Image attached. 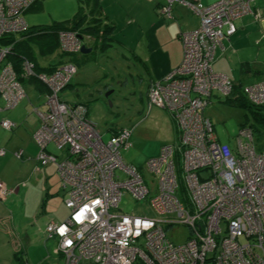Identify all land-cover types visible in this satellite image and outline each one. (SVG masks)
Wrapping results in <instances>:
<instances>
[{
  "label": "built area",
  "instance_id": "1",
  "mask_svg": "<svg viewBox=\"0 0 264 264\" xmlns=\"http://www.w3.org/2000/svg\"><path fill=\"white\" fill-rule=\"evenodd\" d=\"M36 1L0 0V39L29 30L23 15ZM255 1L203 5L165 0L159 7V14L170 18L173 6L182 4L197 15L199 24L179 34V66L148 87L149 107L166 110L178 134L176 143L162 145L158 155L147 160L152 176L148 183L137 167L122 159L121 151L131 146L132 127L112 130L103 140L87 118L86 106L59 97L76 74L73 62L42 72L23 59L19 78L7 61L12 44L0 45L4 107L12 108L27 97L23 81L40 83L46 109L33 108L39 121L33 133L37 158L42 164L56 162L46 149L50 143L67 153L57 162V172L69 214L44 228L47 237L56 238L54 252L60 264H264V149L257 151L249 128L239 130L234 149L221 143L204 114L213 91L227 96L232 88L225 74L212 69L215 49L236 32L237 19L260 17L252 8ZM56 36L66 56L80 53L83 40L77 31L58 30ZM243 89L252 104L264 105V80ZM1 125L8 130L15 126L8 119ZM20 155L21 151L15 153ZM124 190L136 201L154 193L149 207L155 216L116 211ZM8 193L0 183V200ZM177 224L189 228L181 244L166 237V228Z\"/></svg>",
  "mask_w": 264,
  "mask_h": 264
},
{
  "label": "crops",
  "instance_id": "2",
  "mask_svg": "<svg viewBox=\"0 0 264 264\" xmlns=\"http://www.w3.org/2000/svg\"><path fill=\"white\" fill-rule=\"evenodd\" d=\"M195 1L209 5L219 0ZM164 2L165 0H92L89 3V16L85 18L84 23L97 26L100 36L95 40L88 32L82 34V38L88 42L83 45L91 50L73 55L71 58H74L75 65L80 60L85 65L89 64V54L93 51V46L96 45L95 49L101 51L99 45L103 44L100 38L104 36L103 32L106 31L107 41L110 43L114 35L113 29L121 21H127L131 23L128 27L132 25L138 33L133 45L123 46L143 68L148 91L152 81L161 80L164 75L179 66L183 55L180 32L195 29L199 24L197 15L182 4L173 6L170 18L162 17L158 9ZM252 8L260 17L254 19L247 15L237 19L236 32L223 40L214 52L212 69L225 74L232 82L244 72V63L252 71L253 65L257 63L255 59H259L260 54L264 52V0L255 1ZM69 59L68 56L57 55L54 59H46L42 65L53 61L58 66ZM23 87L27 97L12 108H5L4 101L0 98V151L4 150V154H0V183L9 191L8 195L0 200V229L6 232L0 231V264H21L22 260L27 264H57L55 261L58 259L55 260L52 256H55L56 238L43 235V231L48 223L62 222L69 214L64 205L66 192L57 172V162L66 158L67 153L63 147L59 148L50 143L46 149L56 158V162L42 164L38 160V147L33 133L39 121L33 108L44 110L46 105L42 106L39 101H35L36 106L30 107L32 99L28 98L27 88L33 90L32 93L37 99L43 97L44 88L31 82L23 83ZM2 119L10 120L15 126L11 130L4 128L1 125ZM170 119L174 125L171 116ZM230 147L233 148L231 145ZM17 151H21L19 158L15 156ZM137 169L140 171L138 167ZM28 219L36 221L32 224L36 230H32L33 236H27L30 240L26 244L27 241H21V225ZM51 242L54 243L53 248ZM18 248L21 249L20 258L15 255Z\"/></svg>",
  "mask_w": 264,
  "mask_h": 264
},
{
  "label": "rangeland",
  "instance_id": "3",
  "mask_svg": "<svg viewBox=\"0 0 264 264\" xmlns=\"http://www.w3.org/2000/svg\"><path fill=\"white\" fill-rule=\"evenodd\" d=\"M91 2L92 0H38L23 16L27 26L32 30L51 27L54 23L70 20L75 14L89 16ZM130 24L121 21L113 29V39L110 40V46L106 47L105 51H98L93 46V51L89 54V64L85 65L82 60L76 62L77 74L72 77L71 85L59 93V97L69 103H85L88 110L87 117L95 124L103 140L109 138L112 128L133 127L130 139L132 145L129 149L122 150L121 155L124 163L134 164L140 169L144 180L148 183L152 176L146 169L147 160L158 155L162 141L164 142L162 145L176 143L178 134L164 109L148 105L147 79L142 71L143 68L123 46V44L133 45L137 37L138 32L132 25L128 27ZM83 43L87 45L88 42L83 39ZM29 44L41 64L46 59H54L61 52L57 47L51 55L42 58L37 44L33 41ZM255 61L258 65L255 63L252 71L239 74L240 77L235 78L236 83L240 82L245 86L264 80V52ZM27 91L28 98L32 99L30 107L36 106L35 101H39L42 106L45 105L44 97L37 99L31 88H27ZM246 105L231 104L226 101L225 96L213 91L210 103L205 108V115L212 121L214 131L221 143H228L234 149L239 130L249 128L253 133L257 151H261L264 149V105L250 103ZM179 162L181 163L180 158ZM178 176L179 181L182 182V172H178ZM183 186L179 190L181 195ZM153 195L154 193H150L145 199L136 201L124 190L116 211L153 217L155 213L149 207V199ZM35 222L28 219L22 223L23 243L27 241V244L30 240L27 236L30 237L32 230H36L32 225ZM0 231L6 233L2 229ZM165 232L166 237L174 244H181L189 235V228L177 224L172 228H166ZM51 243L53 248L54 243ZM52 256L57 259L56 254Z\"/></svg>",
  "mask_w": 264,
  "mask_h": 264
},
{
  "label": "trees",
  "instance_id": "4",
  "mask_svg": "<svg viewBox=\"0 0 264 264\" xmlns=\"http://www.w3.org/2000/svg\"><path fill=\"white\" fill-rule=\"evenodd\" d=\"M35 3H33L31 5V7ZM85 18H86L85 15L80 16V14H75L70 20H67L64 23H54L51 27L37 28V29H33V30L28 27V29H29L28 31H26L25 33H22L18 36H12L9 38L0 39V45L12 44V47H11L12 49H11L10 54L8 55L7 61L12 63L13 68H14L16 74L19 76V78H21V73H22L21 63H22L23 59H27V60L33 62L35 69L37 71L50 72L54 68L57 67L56 63H54L53 61L48 63L45 66H43L41 63H39L38 60L36 59L34 50L31 48V46L29 44L31 41H33L34 43L37 44L38 49H39L38 51H39V54L41 55V57H46V56L51 55V53H53V51L58 47V40H57V36H56V32L58 30H74V31H77L81 36L83 33L88 32L91 36H93V38L95 40H97L98 37L100 36L99 28L95 25H85V23H84ZM103 35H102L103 37H100L102 39V42H103V44L101 45L102 47L99 45V49L101 51H103L105 49L104 48L105 46L108 47V45L110 44L107 41L106 31L103 32ZM95 47H96V45H95ZM58 56L63 57L66 55L64 53L60 52V54ZM68 57H70L69 61H71L73 63L75 62V61H73L74 58H71L72 56H68ZM244 68H246V69H244ZM242 71H244V72L250 71V69L247 68L246 63H244L242 65ZM22 80H23V78H22ZM230 81L232 83V88H231L230 94L225 96L226 101L230 102L231 104H238V105H242V106H247L246 105L247 103L252 104L248 100V97H247L246 93L244 92V89H243L244 86H242V84L240 82L235 83V82H232V80H230ZM26 82H31V83L36 84V86H41L40 83H38L37 81H35L33 79H28V80L23 81V83H26ZM70 85L71 84L69 83L67 85V87ZM78 103L86 106L85 103H81V102H78ZM86 109H87V106H86ZM112 130H117V128H112L111 131ZM20 250H21L20 248L16 249L15 255L18 258H20L22 255L20 253L21 252ZM24 263H26V262L22 260L21 264H24Z\"/></svg>",
  "mask_w": 264,
  "mask_h": 264
},
{
  "label": "water",
  "instance_id": "5",
  "mask_svg": "<svg viewBox=\"0 0 264 264\" xmlns=\"http://www.w3.org/2000/svg\"><path fill=\"white\" fill-rule=\"evenodd\" d=\"M80 38H82V36L80 35ZM91 49L90 48H87L85 47L84 45L81 47V53H87L89 52ZM108 95V93L106 94Z\"/></svg>",
  "mask_w": 264,
  "mask_h": 264
},
{
  "label": "clouds",
  "instance_id": "6",
  "mask_svg": "<svg viewBox=\"0 0 264 264\" xmlns=\"http://www.w3.org/2000/svg\"><path fill=\"white\" fill-rule=\"evenodd\" d=\"M82 40H83V38H81ZM80 53H81V51H80ZM77 68V67H76Z\"/></svg>",
  "mask_w": 264,
  "mask_h": 264
}]
</instances>
